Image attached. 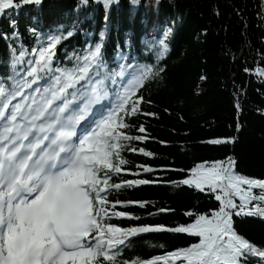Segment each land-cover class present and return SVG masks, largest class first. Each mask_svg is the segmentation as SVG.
I'll list each match as a JSON object with an SVG mask.
<instances>
[{"label":"snow or ice","instance_id":"snow-or-ice-1","mask_svg":"<svg viewBox=\"0 0 264 264\" xmlns=\"http://www.w3.org/2000/svg\"><path fill=\"white\" fill-rule=\"evenodd\" d=\"M111 2L103 0L105 8ZM22 3L40 5L42 0ZM19 7L14 0H0V15ZM73 34L68 30L66 35L41 37L30 51L23 44L11 48V72L0 74V264H249L251 257L264 264V249L234 227V217H264V179L239 174L230 156L198 163L187 178L173 182L176 188L207 192L218 202L210 215L185 212L194 217L191 223H140L143 217L126 209L137 205L147 212V201L111 199L114 193L157 183L124 179L121 173L129 164L123 152H136L132 142L147 140L143 124L140 135L129 134L133 125L128 118L141 113V90L162 79L165 68L134 65L131 57L113 66L101 43L59 59L58 45ZM257 74L264 77V69ZM228 143L232 140L207 141L213 146ZM138 151L153 157L144 147ZM138 169L133 176L155 171L147 164ZM113 219L135 223L121 227ZM147 233L187 234L199 240L148 260L119 259L131 238Z\"/></svg>","mask_w":264,"mask_h":264},{"label":"trees","instance_id":"trees-1","mask_svg":"<svg viewBox=\"0 0 264 264\" xmlns=\"http://www.w3.org/2000/svg\"><path fill=\"white\" fill-rule=\"evenodd\" d=\"M14 3L20 7L0 15V74L11 72V48L19 49L23 44L30 51L39 38L61 32L66 35L68 30L74 34L58 45L61 60L101 43L106 61L113 66L115 57H121V63L131 57L134 65L165 68L162 79L147 83L141 90V113L128 118L133 125L129 134L140 135L138 128L143 124L147 140L132 142L136 152H123L129 164L121 173L124 179L148 178L157 183L111 197L113 201H147V212L169 210L148 216L137 205L129 206L127 211L143 217L140 223L175 227L192 222L194 217L185 212L210 215L218 208L214 196L207 192L173 186L174 181L187 178L198 163L230 156L236 160L239 174L264 179V77L257 74L258 69H264V0H137L136 4L112 0L107 8L103 0ZM149 34L153 38H147ZM164 36L167 44L162 41ZM217 138L231 139L232 143L207 144ZM140 147L152 151L153 157H144ZM141 164L155 171L133 176ZM254 191L259 194V190ZM117 210L125 209L117 205ZM112 222L121 227L135 223ZM234 227L264 249V217H234ZM131 239L119 259L148 260L199 240L171 233ZM249 264H260V258L251 257Z\"/></svg>","mask_w":264,"mask_h":264},{"label":"bare ground","instance_id":"bare-ground-1","mask_svg":"<svg viewBox=\"0 0 264 264\" xmlns=\"http://www.w3.org/2000/svg\"><path fill=\"white\" fill-rule=\"evenodd\" d=\"M162 40H164V38L162 37ZM149 234H152V233H149Z\"/></svg>","mask_w":264,"mask_h":264}]
</instances>
